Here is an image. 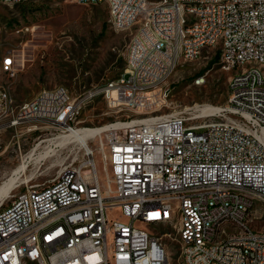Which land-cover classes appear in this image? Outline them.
<instances>
[{
  "label": "built area",
  "instance_id": "1",
  "mask_svg": "<svg viewBox=\"0 0 264 264\" xmlns=\"http://www.w3.org/2000/svg\"><path fill=\"white\" fill-rule=\"evenodd\" d=\"M73 1L105 4L109 16L110 9H124L116 31L132 30L144 16L158 14L151 29L133 34L130 50L166 24H175V33L114 89L105 82L73 94L57 85L14 106L0 84V130L8 119H16L15 128L45 122L67 137L81 128L76 122L82 111L98 98L135 113L89 134L95 147L78 152L49 184L31 186L0 205V264H80V248H69L77 234L88 241V264H173V251L177 264H264V227L257 229L250 218L264 203V81L255 72L236 74L243 58L264 60V0H176L180 16H171L167 0L161 12H152L149 0ZM181 20H191V29H180ZM218 35H225L222 47H215ZM206 52L210 60L219 56L220 64L221 55H228V65L221 66L230 72L229 83H241V93L228 96L217 119L198 123L184 112L153 114L168 100L166 91L132 99L130 86L169 82L184 60L202 59ZM128 58L129 52L126 64ZM4 65L8 75H16L9 52ZM242 85H249V92H242ZM224 216H231V223H224ZM163 217L177 220V228L163 226ZM58 219H69L70 235L55 233ZM81 226H89V233H81ZM47 236H54L55 244L42 249Z\"/></svg>",
  "mask_w": 264,
  "mask_h": 264
},
{
  "label": "rangeland",
  "instance_id": "2",
  "mask_svg": "<svg viewBox=\"0 0 264 264\" xmlns=\"http://www.w3.org/2000/svg\"><path fill=\"white\" fill-rule=\"evenodd\" d=\"M158 1L149 0L150 5ZM115 29L111 24V12L109 16L105 4L81 5L73 0H28L13 5L0 2V84L10 92L14 106L31 100L44 88L63 85L73 94H78L105 82L108 84L124 72L130 43L136 33L135 28ZM8 52L16 59L15 76L2 69L3 58ZM207 55L206 52L202 59L181 65L169 82L137 88L149 91L160 86L161 91H166L168 100L153 114L184 112L198 123L217 119L219 110L208 115L203 109L209 105H226L230 72L223 69L218 60L210 64ZM197 79L200 83L196 82ZM133 89V94H136V88ZM134 115L131 110L112 108L98 98L82 111L76 125L107 130L114 123ZM58 136L57 130L45 122H32L17 128L1 126L0 183L5 175L21 164V158L37 143ZM75 145L55 147L59 150L58 155L29 163L19 178L20 188L12 196L0 194V205H8L15 194L31 186L49 184L74 161L80 147ZM95 145V141L89 143L90 147ZM78 152L83 155L85 151L81 149ZM96 161L104 183L106 175L99 153ZM250 218L254 219L252 224L257 229L264 227V203L254 207ZM172 255L171 262L177 264L178 253L173 251Z\"/></svg>",
  "mask_w": 264,
  "mask_h": 264
},
{
  "label": "bare ground",
  "instance_id": "3",
  "mask_svg": "<svg viewBox=\"0 0 264 264\" xmlns=\"http://www.w3.org/2000/svg\"><path fill=\"white\" fill-rule=\"evenodd\" d=\"M14 3H22V0H14ZM166 0H160L155 4L150 5V10L152 12H161L165 9ZM168 12H171V16H180V2L176 0H167ZM111 12V24L116 28V18L124 16V9H110ZM158 22V14L149 13V15L144 16L140 23H133L132 29H136V33H144L153 27V23ZM180 29H191V20H181ZM175 24H166L164 27L155 30V36H148L140 39V43L135 45V48L129 51L128 64L125 66L124 72L116 79L111 80L107 84V89H114L116 86V81H121L122 77L126 74L131 73V67H136L137 64L141 63V58L145 55L151 54L153 47H159L161 41L167 37L174 35ZM225 43V35H218L215 39V47H222ZM200 58H190L184 60V64L187 62H192ZM7 60V55L3 58L2 69L7 72L6 65L4 63ZM25 61V60H24ZM23 61V62H24ZM221 64L228 65V55H221ZM249 65V66H246ZM253 75V73L260 74L261 80L264 81V60L261 58H243V63H238L236 67V74ZM166 82V81H161ZM159 83V82H158ZM153 82H140L130 86V93L132 94L133 100H143V94H147L149 98H156L161 95V87L156 86L152 90L142 91L138 90L139 87H145L153 85ZM135 89L136 94L134 95L132 90ZM242 92H249V85H242ZM241 93V83H230L229 96H234ZM220 109L219 106H206L203 112H208V115H212ZM113 126V125H112ZM111 126V127H112ZM16 127V119H8V126H2V128ZM34 127V126H33ZM110 127V128H111ZM108 128V129H110ZM106 128L98 129H76L67 137L58 136L53 138H47L40 143H37L29 153H26L21 158V164L13 169L8 175H5L3 181L0 183V194L5 193L8 196H12L13 192L20 188L21 183L19 178L22 172H25L27 166L31 162H38L40 159H45L47 157H54L58 155L59 150L55 147H64L65 145H80L77 149L78 151L84 149L85 152H89L91 147L89 146L88 137L89 134H98L101 130ZM107 129V130H108ZM104 132V131H103ZM75 145V146H76ZM43 148V151L38 152L39 149ZM76 151L75 154L78 153ZM22 156V155H21ZM12 168V167H10ZM4 175V174H2ZM224 223H231V216H224ZM163 226H168V229L177 228V220L173 217H163ZM63 235H70L69 219H58L55 224V233H62ZM81 233H89V226H81ZM55 244L54 236H47L42 239V249H50L52 245ZM69 248L71 251H79L80 248V264L89 263V248L88 241H84V234H77L72 237L69 241Z\"/></svg>",
  "mask_w": 264,
  "mask_h": 264
},
{
  "label": "trees",
  "instance_id": "4",
  "mask_svg": "<svg viewBox=\"0 0 264 264\" xmlns=\"http://www.w3.org/2000/svg\"><path fill=\"white\" fill-rule=\"evenodd\" d=\"M218 58L219 56H216L213 60L210 61V64H213L214 62H216Z\"/></svg>",
  "mask_w": 264,
  "mask_h": 264
}]
</instances>
